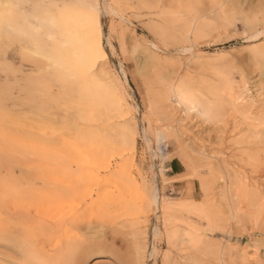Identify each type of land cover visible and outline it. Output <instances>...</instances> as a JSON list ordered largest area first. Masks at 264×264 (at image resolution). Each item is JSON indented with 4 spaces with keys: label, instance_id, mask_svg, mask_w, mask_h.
<instances>
[{
    "label": "rangeland",
    "instance_id": "obj_1",
    "mask_svg": "<svg viewBox=\"0 0 264 264\" xmlns=\"http://www.w3.org/2000/svg\"><path fill=\"white\" fill-rule=\"evenodd\" d=\"M0 11V264L21 260L9 209L49 191L31 177L64 172L82 181L67 209L94 203L83 233L108 248L86 264H264V0Z\"/></svg>",
    "mask_w": 264,
    "mask_h": 264
},
{
    "label": "bare ground",
    "instance_id": "obj_2",
    "mask_svg": "<svg viewBox=\"0 0 264 264\" xmlns=\"http://www.w3.org/2000/svg\"><path fill=\"white\" fill-rule=\"evenodd\" d=\"M4 12L5 11H3V12L0 11V22H2L4 17H6ZM4 21H6V20H4ZM85 27H86V25H85ZM95 27H92V29ZM72 28H74V27L72 26ZM88 35H90V34H88ZM88 46H89V51H90L91 57L95 56L97 59L98 58L99 59H101V58L105 59L106 54L103 50V47H102V44H101V41L99 38L97 40L88 39ZM247 96H248V94H247ZM250 103H252V104H250ZM250 103H248L245 106H247V108H249V106L252 107L253 102L251 101ZM119 107H121V105ZM121 108H124V107H121ZM242 142L240 141V143H242ZM260 144H264V141H262ZM247 149H248V151L251 150V149L249 150L248 145H247ZM78 175H79V173H78ZM123 176H125V175H123ZM31 178H37L38 180L42 181L44 184H46V186H48L47 189L49 191H48V193H44L41 195L40 202H39L40 204L38 203L37 206L28 207V209L26 211L27 213L23 212V214H21V215L19 213V215H20L19 220L20 221H18V222L16 221V214H18L17 213L18 210H15L14 206H12L9 209L10 210V212H9L10 220H9L7 227L3 231H5L10 236L12 243H13V241L16 242L18 240H20V242H21L20 244H18L19 245L18 248H19L20 254H21V260H19V261L12 260L11 261L12 264H24V262L26 260L31 261V264H86L88 258L93 253H101L102 254V252L108 251L107 246L103 243H99V245L97 244L98 250L93 251V247L96 246L94 244L95 242L92 241V238H89V237L87 238L88 234H87V236H85L83 233L85 230L84 226H85V219H86L87 211H88V209L93 208L94 203L87 204L86 207L82 211L79 209V211H81V212L75 211L72 214H70L71 209L70 208H69L70 210L67 209L69 206V205H67L68 204L67 202L70 200V198L73 195H75L78 192L79 187L82 185L81 184L82 181H81V183L80 182L78 183L77 181H74V183H73V180H72V183H70V179H73L76 177L73 175H70V173L66 174L65 172L64 173H57V174L52 173L50 175H45L44 177H41V178L38 175H34ZM102 179L105 180L103 177H102ZM96 181H98V180H96ZM133 181H134V179H133ZM112 182H110V183H112ZM120 182H122V181H120ZM260 185H261V183H260ZM111 186H115V185H111ZM99 188H100V186H99ZM101 188H102V186H101ZM118 188H119V186H118ZM115 190H118V189H115ZM257 195H260V194H257ZM112 198H113V195H112ZM260 198H261V196H260ZM116 199H118V198H116ZM262 200H263V198H262ZM155 202H157V200ZM249 202H251V201H249ZM101 204H103V203H101ZM153 204H154V202H153ZM250 204H251V206H253L252 205L253 203H250ZM103 206H104V208H103V211H104L105 205H103ZM159 206H160V204L155 203V207L160 208L161 212L163 214L167 215L168 214V212H167L168 211L167 210L168 205L167 204H161V206L160 207ZM31 208L35 209L36 214L34 217H31L29 214V212L31 211ZM64 208H66L68 210L66 212V209H65L66 215L65 216H63V215L57 216L56 215L57 212L60 211L61 209H64ZM74 208L76 209V206ZM263 210H264V208H263ZM71 212H72V210H71ZM177 214H178V212H177ZM177 217L179 218V220H177V219L176 220L180 221V216L177 215ZM263 217H264V215H263ZM164 218L165 217L163 216V219ZM183 218H185V217H183ZM168 219H169V217H168ZM166 220H167V218H166ZM166 220H164V221H166ZM31 223H33L34 226L30 227L29 225ZM98 225H99V222H98ZM110 226H111V224H110ZM90 229H92V228H90ZM116 230H118V229H116ZM92 231H94V230H92ZM89 233H91V232H89Z\"/></svg>",
    "mask_w": 264,
    "mask_h": 264
},
{
    "label": "clouds",
    "instance_id": "obj_3",
    "mask_svg": "<svg viewBox=\"0 0 264 264\" xmlns=\"http://www.w3.org/2000/svg\"><path fill=\"white\" fill-rule=\"evenodd\" d=\"M24 264H31V261L26 260Z\"/></svg>",
    "mask_w": 264,
    "mask_h": 264
},
{
    "label": "snow or ice",
    "instance_id": "obj_4",
    "mask_svg": "<svg viewBox=\"0 0 264 264\" xmlns=\"http://www.w3.org/2000/svg\"><path fill=\"white\" fill-rule=\"evenodd\" d=\"M262 35H264V33H262Z\"/></svg>",
    "mask_w": 264,
    "mask_h": 264
}]
</instances>
